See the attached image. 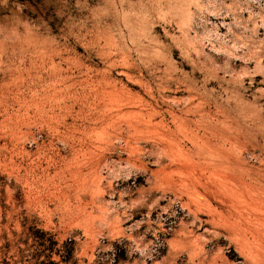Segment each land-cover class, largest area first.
<instances>
[{"label":"rangeland","instance_id":"obj_1","mask_svg":"<svg viewBox=\"0 0 264 264\" xmlns=\"http://www.w3.org/2000/svg\"><path fill=\"white\" fill-rule=\"evenodd\" d=\"M0 264H264V0H0Z\"/></svg>","mask_w":264,"mask_h":264},{"label":"bare ground","instance_id":"obj_2","mask_svg":"<svg viewBox=\"0 0 264 264\" xmlns=\"http://www.w3.org/2000/svg\"><path fill=\"white\" fill-rule=\"evenodd\" d=\"M110 111H111V110H110ZM109 114L111 115L112 113L109 112ZM131 114H132V113H130V115H131ZM142 114H143V113H142ZM142 114H139V115L142 117ZM147 114H148V113H147ZM132 115H133V114H132ZM132 115H131V116H132ZM143 116H144V115H143ZM145 116L149 117L148 115H145ZM141 117H140L139 120H141ZM150 117H151V116H150ZM143 119H144V118L142 117V120H143ZM139 120H138V121H139ZM143 122L146 123V121H143ZM139 123H141V122H139ZM145 123H143V125H145V126H148V125H149V118H148V125H146L147 123H146V124H145ZM150 123H151V122H150ZM138 125H139V124H138ZM152 125H153V124L151 123V125H149V126H152ZM112 126H113V124H112ZM141 126H142V124H141ZM163 126H164V125H163ZM138 127H139V126H138ZM166 127H167V126H166ZM110 128H111V127H110ZM132 128H133V127H132ZM146 128H147V127H146ZM146 128H145V129H146ZM111 129H112V128H111ZM143 129H144V128H143ZM160 129H163V128H162V125H161V128H160ZM166 129L168 130V127H167ZM167 130H166V132H167ZM134 131H135V129H134ZM136 131H137V130H136ZM139 131H140V130H139ZM142 131H143V130H141L140 132H142ZM145 131H146V130H145ZM145 131H143V132L145 133ZM147 131H148V130H147ZM147 131H146V132H147ZM161 131H162V130H161ZM164 131H165V130H164ZM171 131H172V130H171ZM179 131H180V132L182 131V133H184V132H183L184 130H182V129L179 130ZM173 132H174V131H173ZM151 133H152V132H151ZM157 133H159V132H157ZM163 133H164V132H163ZM169 133H170V132H169ZM185 133H187V132L185 131ZM185 133H184V134H185ZM133 134H134V133H133ZM136 134H137V132L135 133V135H136ZM173 134H174V133H173ZM173 134H172V135H173ZM157 135H158V134H157ZM161 135H163V134H161ZM159 136H160V135H159ZM170 136H171V135H170ZM173 136H174V135H173ZM173 136H171V137H173ZM160 137H161V136H160ZM164 138H165V137H164ZM173 138H174V137H173ZM173 138H172V139H173Z\"/></svg>","mask_w":264,"mask_h":264}]
</instances>
